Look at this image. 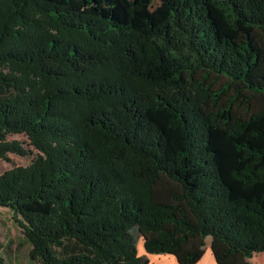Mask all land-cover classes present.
I'll list each match as a JSON object with an SVG mask.
<instances>
[{
	"label": "trees",
	"instance_id": "16d2710c",
	"mask_svg": "<svg viewBox=\"0 0 264 264\" xmlns=\"http://www.w3.org/2000/svg\"><path fill=\"white\" fill-rule=\"evenodd\" d=\"M261 36L264 0H0V159L33 156L0 174V208L30 258L264 252V95L223 128L187 87L206 69L264 91Z\"/></svg>",
	"mask_w": 264,
	"mask_h": 264
},
{
	"label": "rangeland",
	"instance_id": "374dc122",
	"mask_svg": "<svg viewBox=\"0 0 264 264\" xmlns=\"http://www.w3.org/2000/svg\"><path fill=\"white\" fill-rule=\"evenodd\" d=\"M255 69L264 71V37L259 38V48L255 55ZM258 73V72H257ZM256 73V74H257ZM187 87L200 99L202 108L208 113H213L216 122L223 128H230L235 118L250 120V100L264 95V91L247 86L244 82L236 81L229 73H216L211 70L199 69L187 73ZM264 104V103H263ZM10 139L24 142L29 149H34L27 136L15 134ZM36 150L34 149V153ZM32 155L21 156L10 154V160L0 159V174L15 165H27L31 162ZM0 257L3 264H37L30 258L31 243L24 234V229L13 218L9 208H0ZM205 245H211L219 253L226 251L227 245L222 241L209 236L199 238L195 245V253L200 254ZM143 246V247H142ZM144 250V240L138 243V252ZM241 257L240 253L231 255L227 260L232 264H264V252L256 254L250 259ZM222 259V258H221Z\"/></svg>",
	"mask_w": 264,
	"mask_h": 264
},
{
	"label": "crops",
	"instance_id": "0c3cea01",
	"mask_svg": "<svg viewBox=\"0 0 264 264\" xmlns=\"http://www.w3.org/2000/svg\"><path fill=\"white\" fill-rule=\"evenodd\" d=\"M202 250L200 256H198L196 261L191 264H232L227 260L231 255L226 253L221 254L211 245H205ZM139 255L146 256L149 259L148 264H181L178 258L173 254H149L142 249V251H139Z\"/></svg>",
	"mask_w": 264,
	"mask_h": 264
}]
</instances>
